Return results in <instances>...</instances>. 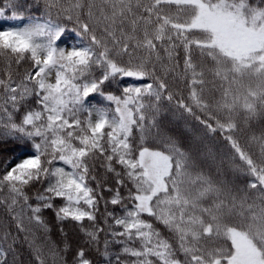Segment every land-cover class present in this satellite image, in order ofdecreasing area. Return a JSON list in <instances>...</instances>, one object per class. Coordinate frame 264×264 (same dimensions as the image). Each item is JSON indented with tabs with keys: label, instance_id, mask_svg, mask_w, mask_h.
<instances>
[{
	"label": "snow or ice",
	"instance_id": "obj_1",
	"mask_svg": "<svg viewBox=\"0 0 264 264\" xmlns=\"http://www.w3.org/2000/svg\"><path fill=\"white\" fill-rule=\"evenodd\" d=\"M68 33L74 39L62 44ZM0 63V155L17 154L0 164V205L36 264L45 256L68 264L71 248L29 239L25 219L51 231L45 210L77 224L96 251L105 233V264H264V132L252 136L255 160L233 136L239 119H264V0H0ZM169 78L186 98L174 97ZM165 101L223 134L252 178L244 195L203 170L201 161L215 159L210 148L161 135ZM97 162L115 187L94 174ZM16 244L4 227L0 264H12ZM72 264L94 261L80 247Z\"/></svg>",
	"mask_w": 264,
	"mask_h": 264
},
{
	"label": "trees",
	"instance_id": "obj_2",
	"mask_svg": "<svg viewBox=\"0 0 264 264\" xmlns=\"http://www.w3.org/2000/svg\"><path fill=\"white\" fill-rule=\"evenodd\" d=\"M20 4H30L31 0H18ZM4 3H7V0H4ZM253 3L259 4L260 0H253ZM41 13L40 8H32L31 14L39 15ZM29 15L30 13H25ZM11 23V22H5ZM21 23H27V21H23ZM69 27H73L72 24L68 25ZM74 39L71 33L66 34V38L62 40V44H69ZM29 65L25 64L19 69L13 65V73L14 75L19 72L20 75H23L26 68ZM4 65L0 63V76L3 75ZM122 83H140L139 81H132L129 79L124 80ZM169 88L172 91L174 97H187L188 89L184 86L183 83L174 81L169 78L168 80ZM109 91H115L114 88H109ZM187 102V101H186ZM94 105H101L102 101L99 97L93 101ZM198 115H201L197 112ZM203 119L204 117L201 116ZM157 121L159 124V130L162 136H170L178 140V142L187 147V145L192 141H198V147L207 146L210 148L215 156L214 160H206L201 161V167L203 170L213 179H223L229 183V186L234 189H239L241 191L236 192V195L241 196L244 195L246 185L249 180L252 178L245 174L244 168L245 165L242 161H239L236 156L234 150L231 148L230 144L223 139V134L217 132L215 134L208 133L206 129L201 125L196 119L192 116H189L187 113L178 112L173 105L168 102H163L161 114L157 117ZM239 130L233 133L234 138L238 141L241 148L248 152L253 156V159H258L257 157V146L252 141V136L255 134L256 136H260L262 132H264V119L257 118L255 120L249 121L245 123L243 119L238 120ZM134 136H138V133H133ZM154 147L156 145H153ZM17 154L7 153L4 155H0V164H2L5 158L13 157ZM13 163H15V159H13ZM62 166V165H61ZM119 170V166H117ZM97 177H104V181L107 186L115 187V182L112 179L111 174H106L104 169L99 166V162H97L95 167V173ZM46 183V182H45ZM95 187V184L92 185ZM42 190V186L40 188ZM37 191L36 188L29 190V196L33 197L30 199V203L35 204L34 193ZM122 194H126V189H121ZM255 193V190H247V194L251 196ZM110 193L104 192V198L108 199ZM56 204H60V200L55 201ZM127 203V201H125ZM131 205H129L130 207ZM109 211L115 210L118 215L121 214L120 206H113L111 204L107 205ZM105 211L104 201L100 202V213L98 214V223L101 222L103 213ZM25 215H31V213L25 210ZM42 217L45 222L49 225L51 231L47 234L36 225L34 222L29 223L27 219H25V226L30 229V232L27 234L29 239H32L33 234H35L36 243H41L45 239V235L50 238L51 241H54L57 245H62V242L67 241L71 244L70 250L66 254V259L68 264H72L73 256L78 251L80 247H84L86 254L94 261V264H105V259L101 255L103 252V242L105 240V233L100 234V251H96L95 249L89 248L85 244V237L83 232L80 230V227L74 222H65L60 224L56 221L54 212L52 210H45L42 213ZM147 220H150L154 227L157 228L161 234L169 239L175 246V238L170 234L167 229L160 224L159 222L153 220L151 217H144ZM111 223V221H109ZM84 225L86 228H91V222L85 221ZM101 226H103L101 224ZM4 227H7L8 231L12 233V236L17 238L16 244V254H9V261L12 264H36L33 255L30 253L28 248V243L25 241V233L18 232L16 229V222L13 220V214L9 213L3 205H0V233L3 232ZM61 228H63V233L61 232ZM66 233V235H65ZM109 251L111 253H116L119 251L118 245H110ZM180 259H183L182 254H179ZM46 264H51V261L47 256L44 257Z\"/></svg>",
	"mask_w": 264,
	"mask_h": 264
}]
</instances>
